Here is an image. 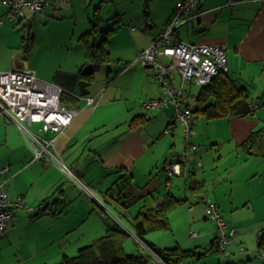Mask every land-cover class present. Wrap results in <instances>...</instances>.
Instances as JSON below:
<instances>
[{
    "label": "crops",
    "instance_id": "obj_1",
    "mask_svg": "<svg viewBox=\"0 0 264 264\" xmlns=\"http://www.w3.org/2000/svg\"><path fill=\"white\" fill-rule=\"evenodd\" d=\"M87 1L71 0V4L55 2L42 13L26 9L25 15L17 19L7 18L8 7L0 6V17L5 18L4 23L0 24V71L27 65L36 71L39 78H49L50 80L47 81L55 82L65 88L67 100L63 104L76 109L77 115L58 135L53 149L70 167L75 177H80L84 185L64 172L60 165L47 158L34 160V149L30 140L16 123L0 111V176L6 179L10 198L13 200L20 198L23 202L22 206L12 208L14 218L8 222L5 229H0V239L10 241L11 264L57 263L64 254L70 255L72 251L79 250L102 235L108 226L113 225L109 224L107 219L109 217L107 208L103 205L106 201L102 198L101 201L92 198L88 193L90 189L85 188L88 185L83 178L87 179L89 163L93 162L98 166L100 164V172L104 173L105 180H112L106 187L100 181L104 177L103 174L99 173L92 180V184L98 188L101 195L108 196V201L112 200L110 193H107L109 188L112 187L114 192H117L118 188L119 190L125 188L128 182L137 181L140 176H153V172L160 165L164 171L166 161H177L181 156L179 155L181 152L170 156L177 145V138H180L179 124L177 125L173 120V107L166 105L160 108L156 116L158 119L155 123L156 127L152 126L154 122L152 115L144 112V108L141 107L142 99L160 97L162 88L157 82L155 84L152 81L149 69L139 62L138 55L140 50L150 46L156 35L165 28L174 10L183 0H137L138 9L135 16L124 21L121 13L116 12L115 15H118L120 22L114 35L108 37L107 47L112 39L116 42L124 37L128 43L122 46V50H130L126 52L128 58L124 59L134 60L131 63L128 60V64L121 69L116 78L111 77L110 72L113 69H109L108 79L105 78L100 84L96 83L95 73L94 81L84 94L74 86V79L69 75L76 74L85 63L77 72L63 71L64 74L56 73L54 78L50 74L41 72L27 56L29 48L25 47L26 31L21 29V25L24 24L25 29L27 24L30 29L35 21L38 23L52 19L57 14H63L68 16L67 18L75 19L73 34L77 33L75 36L80 37L90 29L95 8L100 4L103 26L109 27L115 15L109 18L103 16L104 0ZM147 8L152 17V24H148L145 18ZM195 12H199L197 17L178 28L180 38L187 42L226 43L228 71L238 85L244 84L248 87L247 100L250 105L257 106L255 113L249 116L228 115L204 120L202 117L198 118L203 115L197 114L193 126L196 127V123H200L202 130L194 140L201 144H196L198 148L190 157L187 155L189 159L187 163L181 164V173L174 175L185 177V188L189 187L190 174H195V181H203L202 192L194 194L190 190L197 200L203 203L202 213H198L196 207H190L192 224L202 226L204 232L201 236L207 234L213 236L211 242L214 248V240L218 235L217 227L216 229L203 227L204 222L201 218L211 217L207 211L206 201L215 197L221 211L220 203L224 198L230 197L231 204L225 207L227 210L223 213L226 215L227 223L235 226L238 233L234 237L236 241L228 245V253L231 257H219L218 264H245V256L252 257L243 249L240 250V243L246 238L245 224L248 223V218H238L234 215V211L247 208L251 197L256 198L255 192L261 195L264 193V179L255 184L252 193L249 189L252 177L260 174V168L264 167V157L247 155L240 146L251 131L264 126V0H201ZM31 33L32 30H29L28 34ZM108 49L112 57L117 52L115 46ZM85 54L86 51L84 56ZM117 60L120 61L121 58ZM98 68L96 67V72ZM136 86L139 90L138 94L133 91ZM195 86L191 88L190 104L192 97L195 98L196 103L198 91H195ZM67 89L73 91L68 90V92ZM88 96L95 97L93 104L87 103ZM191 106L194 107L192 104ZM143 113L149 117L148 121L143 125L131 127V120ZM182 128L185 130V127ZM103 137L109 139V145L100 141ZM86 139H95L93 142L97 141L96 146L99 147L88 150ZM208 141L218 148H224L228 143L227 154L230 158L222 163L225 167H230L226 172H220L219 164L214 163V159H210L209 156L206 160L202 150L199 151L202 143ZM198 156L203 158V163L198 162L196 159ZM257 157L259 159H256ZM198 165L203 169L200 175L196 169ZM5 166H8V170L2 173L1 170ZM138 169L145 173L137 175L135 171ZM166 175V183H162L161 174L156 175L158 179V186L154 188L156 193L165 187L163 188L166 190L165 194H173L171 185L174 176ZM142 192L144 191L136 189L131 193L142 195L144 194ZM164 195L161 198L153 196V205L157 204ZM184 198L189 199L187 191ZM260 201L264 205V198L261 197ZM43 209H45L44 213L37 216V212ZM253 209L255 212V208ZM263 220L264 218L259 222ZM199 236L198 233L196 237ZM178 246L182 247V244ZM258 262L256 260L249 264H261Z\"/></svg>",
    "mask_w": 264,
    "mask_h": 264
},
{
    "label": "built area",
    "instance_id": "obj_2",
    "mask_svg": "<svg viewBox=\"0 0 264 264\" xmlns=\"http://www.w3.org/2000/svg\"><path fill=\"white\" fill-rule=\"evenodd\" d=\"M200 1L183 0L174 10L165 28L156 35L150 46L140 50L138 55L139 62L149 69L152 78L162 88L160 97L143 100L142 106L146 109H157L171 105L174 122L185 127L186 147L193 150H197L198 145L192 142L195 115L190 104L189 90L195 84H211L216 75L229 69L226 43L187 42L179 38L178 28L199 15L195 10ZM55 2L71 4V0H0V6L8 7L7 18L17 19L25 15L26 9L42 13ZM4 20V17H0V24H3ZM161 57H166V61ZM63 92V87L39 78L36 71L27 65L0 71V111L16 123L30 140L34 149L33 159L47 158L60 165L64 172L74 175L53 149L58 135L77 115L76 109L63 104ZM86 99L88 104L95 102L93 96ZM34 124H38L36 130L31 128ZM50 132H54V135L49 136ZM183 162H188L186 155L180 156L177 161L168 162L165 170L168 174H179ZM7 170L8 166H5L1 172ZM22 205L20 198H10L6 179L0 176L1 230L14 218L12 208ZM206 206L209 215L217 220L218 235L214 246L217 250L226 252L238 229L226 222L216 202L207 200ZM190 235L196 237L198 233L190 230ZM259 253L264 256V250H259Z\"/></svg>",
    "mask_w": 264,
    "mask_h": 264
},
{
    "label": "rangeland",
    "instance_id": "obj_3",
    "mask_svg": "<svg viewBox=\"0 0 264 264\" xmlns=\"http://www.w3.org/2000/svg\"><path fill=\"white\" fill-rule=\"evenodd\" d=\"M87 3L89 2L87 1ZM136 4H137V0H121V1L107 0V1H104L102 14L105 18H109V17H113L116 12H120L123 18L122 20L124 21L126 18L135 16L137 9H138ZM67 17L68 16L63 15V14L62 15L57 14L52 19L51 18H49L48 20L46 19L45 20L46 22L44 20L38 23L37 21H35L33 22V26H31L30 29L28 28L27 24L25 25L26 26L25 29H24V24L21 25V29L26 31L25 44H27L29 41V38H27L29 36L28 34L29 30H32V33L34 35L33 44L29 46V51L27 53L28 58H30V60L32 61V64L37 66V68L40 69L41 72L43 73L45 72L46 74L52 75V78H54L56 73L64 74L63 71L65 72L66 71H69V72L76 71L77 72L78 69H80V67L82 66V64L87 63L86 54L84 56L85 45L81 41H79V36L78 37L75 36L77 35V33L73 34L74 28L76 26L75 24L76 21L73 17H70V18H67ZM109 24L111 25L112 22ZM79 25L80 24H78V26ZM120 29H122V27ZM183 31H184V28L182 29V32ZM98 40H100V38H98ZM127 43H128V40L126 39L125 41L124 37L119 38L116 42H114L112 39L111 42L108 44V47L114 48L115 46V49H117V52H119L120 54L115 52L114 53L115 55H113V59L110 62H105V63H100V64L99 63L98 64L89 63L85 65V70H91L95 67H99L96 72V83L98 82V84H100L102 80H104L105 78L108 79V74H109L108 70L111 68L113 70L110 72V75L111 77L116 78V76H119V72H121V69L124 68L126 64H128L127 61L129 60V63H131L134 60V59H124V58H128L126 57L127 56L126 52H130V50H126V51L122 50V46ZM119 58H121L120 61L117 60ZM161 59L166 61V57H161ZM41 78L50 80L49 78H44V77H41ZM151 79L155 84H157L153 78ZM195 85H196L195 91H198L200 87L198 84H195ZM133 91L135 94H138L139 90L137 86L133 89ZM146 99L144 98L141 100V107H143L142 101ZM191 104L195 105L194 97L191 98ZM159 110L161 109L157 108V109L148 110L144 108V112H148L149 115H152V119L154 120L152 126L154 127H156L155 123L158 121V119H156V116L158 115ZM201 117L204 120L207 119L204 116H198V118H201ZM204 120H201V121H204ZM196 124L197 126L194 127L195 131L192 135V138H193L192 142L194 141L195 144H201L194 140V137H197L198 136L197 134H199L202 130L200 123H196ZM31 128L36 130L38 128V124L31 125ZM178 128H179L178 132L180 133V138H177V145L173 148V151L170 153V156L173 153L177 155L176 152H181L179 155L181 156L186 155V157L188 158V156L190 157L192 152H194L195 150H193L192 148L190 150H186L185 147L187 146V143L184 139L185 130L184 128H182L180 124L178 125ZM48 135L53 136L54 132H50ZM94 140L95 139L85 140L88 150L96 149L99 147V146H96L97 141L93 142ZM100 141L105 142L104 143L105 145H109L110 143L109 139L107 138L105 139L104 137ZM227 144L228 143H226L224 148H218L216 145L212 144V142L208 141L206 143H202V147L201 149H199V151L202 150L203 157H205L206 160H207V156H209L210 159L211 158L214 159L213 160L214 163L217 162V164H219L218 166H220L219 168L220 172H226L227 170H229L230 167H225L222 163L224 160L230 158V156H228L227 154V150L229 148V145ZM102 147H104V145H102ZM185 151L187 154L184 153ZM87 153L90 154V152H87ZM221 154L222 156L220 157ZM196 159H198V162L201 161V163H203V158H201L200 156H198ZM256 159H259V157H257ZM198 162L197 164H199ZM89 165H90V170L87 175V179L83 178L86 185H88L87 190L90 189L88 193L94 199L101 201L100 198H102L106 201V203L103 202V205L107 208L106 212L109 217H107L103 211H102V214H104L105 217H107V219L109 220V224H116V223L120 224L125 229H127V231L130 233V235L127 237L125 241V247L128 252L139 254V253H143L148 250L154 254V251L155 253L156 252L159 253L161 248L174 247V246H178V244L180 245L182 244V247L184 249L197 247L200 249L199 250L200 253H205V254L204 256L202 255L200 257L186 258L183 261H181L179 264H218L219 257H225V258L231 257V254L228 253L229 247H227L226 252H221L215 249L212 246V242H211L213 236L211 235L209 236L208 234L205 236H201L204 232L202 230V226L199 227L198 225L192 224V221H193L192 212H191L192 209L190 207L191 206L193 208L196 207L198 213H202L203 211V205H202L203 203L197 200L196 196H194L190 192V184H192L196 180L195 174H190L188 177V185H189L188 188L189 189L185 188L184 186L186 182L185 177H178L174 174H170V177L174 176L172 177L173 182L171 185L173 194L177 197L184 198L185 191H187V195L189 197L187 201L178 205L171 212L170 214L171 229L166 230V231H159V230L151 231L147 233L146 235H144L143 237H138L131 230L129 219L137 214L140 206L143 203L149 202L147 204H149V206H152L153 196L155 198H161L165 194L166 190L163 189L165 187L163 188L160 187L161 189L159 190V193H156L154 191V188L158 186L157 184L158 179L156 178L157 174H161L162 180H163L162 183H166L165 179L167 176L166 174H168L167 171L165 170L163 171L162 165H160L153 172V176H148V177L140 176V178H138L137 181H130L125 186V188L121 189V191H124L125 193L128 191L133 192L136 189L142 190L144 191L142 193H144L145 198L139 202L134 203L129 209L126 210V214L128 216L127 219L125 218L120 219L119 217L121 213L119 211L120 205L118 204V202L113 198L112 200L109 199L107 201L108 196L103 197L100 191L98 190V188L94 187V184H92V180L95 179L99 175V173L104 175V173L100 172L101 171L100 164H99L100 168L98 165H95V163L93 162L89 163ZM198 166L199 167L196 169H197V173L200 175L203 169H201V165H198ZM202 168H203V165H202ZM135 173L137 175H140L145 172H143L141 169H138L135 171ZM146 173L148 174V172ZM69 175L72 176L76 181H78L82 186H84L83 183H81L79 179L75 177V175H71V173ZM254 178L255 180H253ZM262 179H264V167L260 168V174H256L255 176L252 177V180H251L252 183L249 187V189L251 190V193L254 191L253 189H254L255 184L256 183L258 184V182ZM100 181L104 183L105 187L110 185V183L112 182L111 179L105 180V175L103 179ZM209 187L211 189L213 188L211 186ZM119 191L120 190L118 188L117 193ZM254 196L256 198L251 197V202L253 203L250 202L247 208H241L240 210H235L234 215L241 219L248 218L247 219L248 223L245 224L246 225V228H245L246 238L242 243H240V250L243 249L245 253L250 254V256L252 257L248 258L247 256H245V264L252 263L256 260L259 261L258 263L264 264V256L260 255L259 250L261 249L258 247L259 235L264 233V230H262V228L264 227V220L261 223L259 222V220H262L264 218V205L262 201H260L261 197L264 198V193L261 195L260 193L255 192ZM208 200L217 203V199L215 197H211V199L209 198ZM230 204H231V200L229 196L227 199L224 198L223 202L220 203V207H221L220 213L223 215L224 218H226V215L223 213V211L226 212L227 209H225V207H227V205L230 206ZM253 208H255V212ZM211 217L210 219L201 217L202 221L204 222L203 227L208 228V229H210V227H214L216 229V227L218 226L217 220ZM205 222H208V223H205ZM190 228H192L191 229L192 231L199 233L200 236L198 238L191 237ZM235 241H236V238H233V241L231 243ZM77 252L78 250L72 251L70 255H75L77 254ZM10 253H11L10 241L8 240L2 241L0 239V264H11ZM154 256L159 261V259L157 258V255H154ZM215 256L216 258H214ZM35 264H40V263H35Z\"/></svg>",
    "mask_w": 264,
    "mask_h": 264
},
{
    "label": "trees",
    "instance_id": "obj_4",
    "mask_svg": "<svg viewBox=\"0 0 264 264\" xmlns=\"http://www.w3.org/2000/svg\"><path fill=\"white\" fill-rule=\"evenodd\" d=\"M145 18L148 24H152V17L148 8L145 10ZM111 20L112 24H109V27L103 26V19L100 16V4L97 5L90 29L79 37V41L85 45L87 60L85 65L110 62L113 59L111 51L107 47V41L108 37L116 31L120 19L118 15H115ZM99 37L100 40H98ZM27 38H29V41L25 47L29 48L33 44V34H29ZM85 65L76 74L69 75L74 79V86H77L80 92L84 94L87 93V87L94 81L96 73V67L85 70ZM199 87L196 103L192 107L195 116L200 114L207 119H214L228 115L249 116L256 111L257 105H250L247 100L249 96L248 87L244 84L238 85L228 70H223L216 75L211 84L199 85ZM66 93V91L62 93L63 102L67 100ZM188 94L190 98L191 89ZM148 119L149 117L146 114H138L131 120L130 125L131 127H137L143 125ZM240 146L247 155L264 157V126L251 131ZM165 163L167 164L168 161ZM203 188V181H195L190 185V190L194 194L202 192ZM121 189L117 193L111 187L107 193H110V197L115 199L121 206H119L121 213L119 218L127 219L126 210L134 203L143 200L145 195L125 193ZM186 200V198L176 197L172 193H166L155 205L149 206L147 203H143L137 214L129 219L131 230L136 236L143 237L151 231L171 229V212ZM44 211L45 209L37 212V216L43 214ZM262 230H264V227ZM129 235L130 233L123 226L117 223L113 224L108 226L102 235L79 248L77 254H64L60 261L54 264H179L186 258L200 257L205 254L200 253L197 248L184 249L180 246L161 248L159 253L154 251V254L148 250L139 254L131 253L125 247V241ZM259 248L264 250V233L259 235ZM154 255H157L159 261Z\"/></svg>",
    "mask_w": 264,
    "mask_h": 264
}]
</instances>
